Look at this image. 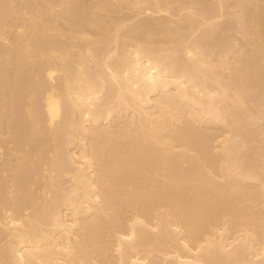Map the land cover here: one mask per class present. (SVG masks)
<instances>
[{
    "label": "bare ground",
    "instance_id": "bare-ground-1",
    "mask_svg": "<svg viewBox=\"0 0 264 264\" xmlns=\"http://www.w3.org/2000/svg\"><path fill=\"white\" fill-rule=\"evenodd\" d=\"M0 264H264V0H0Z\"/></svg>",
    "mask_w": 264,
    "mask_h": 264
},
{
    "label": "rangeland",
    "instance_id": "rangeland-1",
    "mask_svg": "<svg viewBox=\"0 0 264 264\" xmlns=\"http://www.w3.org/2000/svg\"><path fill=\"white\" fill-rule=\"evenodd\" d=\"M237 36V35H236ZM238 42V40H236Z\"/></svg>",
    "mask_w": 264,
    "mask_h": 264
}]
</instances>
